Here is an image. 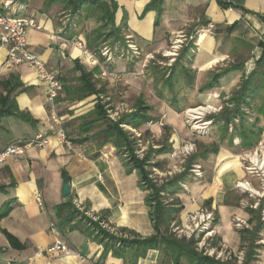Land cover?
Masks as SVG:
<instances>
[{
	"label": "crops",
	"instance_id": "obj_1",
	"mask_svg": "<svg viewBox=\"0 0 264 264\" xmlns=\"http://www.w3.org/2000/svg\"><path fill=\"white\" fill-rule=\"evenodd\" d=\"M7 1L0 0V5ZM13 1L16 3L13 9L16 13L20 11V17L35 16L40 23L39 29L29 30L28 43L31 51L42 57L48 70L60 76L63 89L58 99V118L70 145L56 138L58 125L51 117L37 71L27 65L10 64L7 48L0 44V109L1 102L7 99L6 107L15 103L19 113L26 116V121L17 117L2 120L0 153L18 140H33L38 135L50 139L48 145L29 148L25 157L9 158L0 165V264H170L156 250L149 251L137 263L129 252L124 254L117 250L121 256L114 255L117 251L108 248L110 242L98 237L97 232H88L90 225L83 218L76 216L61 224L57 212L58 207L74 204L77 200L86 211L108 226L106 229L100 226L103 230L117 238L144 240L156 235L151 209L146 204L148 193L139 185L138 172L130 171L119 156V150L106 133V122L96 120L99 104L96 97L106 96L107 89L112 91L114 83H129V77L139 67L125 59L114 65L105 62L88 64L76 47H65L53 41V36L60 31V18L66 12L61 4L45 7L43 0ZM102 1L115 5V27L121 29L122 43L127 40L124 36L132 37L140 54L167 50L168 40L185 31L194 29L196 38L201 29L210 24L215 27L213 35H200L197 48L189 49L188 58L181 60L179 65L196 73L195 86H200L202 93L191 92L194 90L193 79L187 75L181 78L179 69L174 79V92L169 87L170 81L164 85L166 96L161 95L162 104L155 107L163 123L146 130L154 139L149 147L157 150L163 147L165 127L171 131L169 145L172 150L192 140L181 114L183 102L190 96H199L201 101L212 102L214 106L232 102L264 53V0H160L149 12L146 8L154 0ZM82 20L81 14L79 28ZM111 38L113 45L116 39ZM74 39L86 41L80 29ZM77 63L91 71L97 88L103 87L104 92L83 100L68 97L69 91L78 86L77 79L81 76ZM216 70L227 74L213 88H207L217 75L212 74ZM104 71H114L123 80L103 77ZM253 81L259 87L257 98L250 100V106L255 110L251 113L245 111L251 122L260 119L262 140L264 113H258L257 108L263 104L264 79L259 77ZM5 82H18L20 86L9 93L11 85L5 89ZM172 102H177L179 109ZM88 122L93 124L89 132L83 133V123ZM234 122L238 124V118ZM151 123L154 124L153 121ZM222 123L217 140L214 138L205 143L216 145L218 151L206 154L194 164L202 167V177L196 178L191 173L189 180L181 185L184 189L176 194L183 207L178 223L186 228L190 216L199 212L213 214L215 220L210 236L216 238L224 251L236 253L241 250L240 231L250 227V220L256 213L236 186L238 182L251 180L247 177L243 157L252 149L243 148L240 139L231 141L229 136L224 137ZM171 151L152 159L153 163L161 162L165 166L164 172L168 171L169 159L157 157H166ZM252 182L256 184L255 180ZM66 184L71 187L67 198L63 195ZM39 192L42 193L44 207L37 204ZM67 211L62 212V216ZM53 222L57 223L59 234L51 230ZM238 224H241L240 228ZM261 236L264 241V230ZM58 240L65 242L74 253L45 252ZM259 254V263L264 264V250Z\"/></svg>",
	"mask_w": 264,
	"mask_h": 264
},
{
	"label": "trees",
	"instance_id": "obj_2",
	"mask_svg": "<svg viewBox=\"0 0 264 264\" xmlns=\"http://www.w3.org/2000/svg\"><path fill=\"white\" fill-rule=\"evenodd\" d=\"M19 1L25 2L27 0ZM158 1L160 0H154L150 5H148L146 8V12H149ZM58 3L63 6L66 12H70V14H72L73 18L69 25L70 30L66 32L70 39H74L75 36L78 34L81 9L84 6L95 8L97 11H99L98 21L103 27L110 26L111 31L108 33V36H113L116 39L113 44L116 54L115 61L117 62L120 59H125L121 57V52L123 51V49H119V47L123 46V43L121 40V29L115 27V5H110L102 0H44L45 7H51L52 5ZM19 14L20 11H17V16H19ZM203 29H201L199 33H202ZM106 35L98 34V36L93 39L88 37L89 47L94 49L100 44V41H102ZM116 50H118V52ZM188 56L189 50L185 51L182 54L181 60H183L184 58H188ZM111 64L113 63H109V65ZM76 68L77 70L81 71V76L78 79V86L75 89H71V91H69V98L83 100L89 96L99 95L104 92L103 89L100 90L97 88L92 73L87 72L83 66L79 65V63H77ZM226 74V72H222L215 75L212 82H210L207 88H213L216 83L219 82L220 79L226 76ZM175 76L176 70L170 75L168 80L170 81L169 87L172 92H174L175 88ZM259 77H263L264 79V53L262 54L261 58L257 61L256 69L251 73L247 82L243 83L241 91L238 92L232 99L234 109L232 113L224 119V122L221 125V130L224 137L229 136L231 138V141L236 138L240 139L242 142L241 145L245 149L256 148L261 140L260 134L262 132V129L259 127L260 119L256 118L254 121L251 122L250 115L245 111V109L251 108L250 100L257 98V89H259V87L256 85V82L254 83L253 80H256ZM12 79V82H14L15 77H13ZM12 82L3 83L5 89H8V87L11 85L9 93H12L15 89L20 86L18 82H15V84H12ZM7 103V99L1 102L2 107L0 109V124L3 119L8 117H17L23 121H26V116L22 113H19L17 107L15 106V103H12L10 107H6ZM172 105L176 109H179V105L177 102H172ZM138 112L139 110H137V112L133 113L132 115H126L121 118L118 123H114L108 118V113L105 110V107L101 104H98L96 107V120H103L104 122H106V133L109 139L114 142V145L119 150V156L124 160L125 165L130 168V171L135 170L138 172L140 177L139 185L144 191L148 193L146 197V204L151 209L150 216L154 224L156 235L144 240H118L117 237L103 230L100 227L99 223L88 220L83 213L77 210L76 206L73 203H66L58 207L57 212L61 224L68 223L73 220L76 216H80L86 222L93 225V227L88 228V232H92L93 234L98 232V237L103 238L104 241L108 240V242H110L108 244V248H113V250H118L119 252H122L124 254L129 252V254L133 256L132 260L135 263H137L139 259L145 258L149 251L156 250L161 252L163 258L167 260L170 264H222L210 257H205L197 253L193 249V247L196 245V241L194 238H192L189 242H186L184 240H174L167 237V235L163 232V227L169 225L172 220H176L174 215H179L183 210V207H181L179 200L177 201L176 207L174 206V208H170V206L167 207L166 205H164L163 196L176 195L181 190V185L189 180L191 174L190 170L192 166L199 159L203 158L206 154L217 152V146L201 145L197 155H191L186 160L184 170L181 173L173 176V178L167 180V182L158 187V185L154 183L153 180L150 178L151 174L147 171L146 168L151 167L153 169H160L162 172L166 170L165 166L161 162L152 163V159L157 155L166 154L172 150L169 145L171 131L169 128L165 127L164 129L166 135L163 140V147L157 150L150 146L145 157L141 159L137 154L139 139L137 141L131 140L128 133L124 131L121 127V125H128L134 129H140L142 125L149 122V117L145 115L141 116ZM257 112L264 113V104L257 108ZM236 117L239 120L238 124H235L234 122V119H237ZM230 121H232L234 124V129L231 134L228 131ZM93 122L83 123L84 129H82L81 131L83 133L89 132V127L91 124H93ZM146 134L149 135L150 133L146 131L145 135ZM64 211H67V214L65 216H62V212ZM254 222H256V225L252 231H240L242 240L240 248L241 250L245 248L246 242H252L248 248L245 257L246 264H249L255 259L254 255L256 254V249H258V246L255 242L259 238L260 233H262V231L264 230V223H261L260 221L257 222V219L254 218L250 220L251 224H253ZM215 240L216 239L213 238V240L211 241L213 243L212 246H215ZM116 243H120L122 244V246L118 248L116 246ZM118 251L114 252L113 254L121 256Z\"/></svg>",
	"mask_w": 264,
	"mask_h": 264
},
{
	"label": "rangeland",
	"instance_id": "obj_3",
	"mask_svg": "<svg viewBox=\"0 0 264 264\" xmlns=\"http://www.w3.org/2000/svg\"><path fill=\"white\" fill-rule=\"evenodd\" d=\"M11 2L12 3L10 4L9 8L14 7L16 4L15 1L13 0H11ZM81 14L83 20L79 28L80 33L84 34L86 40L84 42L89 49V53L98 61L96 64H93L92 62L89 61L87 63L91 65H97L104 62L106 63L107 61L109 62L111 61V63H113L112 65H114L116 61L113 62L114 59L112 52L114 53L115 49L112 45L113 43L112 38L108 36L109 35L108 33L111 31V27L110 26L103 27L101 23L98 22L99 11H97L95 8L84 6L81 9ZM66 18H69V22H70L73 18L72 14H70V12L63 13L60 18L61 23L62 21H67ZM98 34L101 35L107 34V35L103 38L102 41H100V44L98 46L92 49L89 47V43H88L89 39H87L86 35H89L88 37L93 39L97 37ZM125 37L126 36H124V39H130ZM199 40H200V33H198L197 37L194 38V29H192L190 31H185L184 33L177 34L176 36L170 38L168 40L167 50L160 53L139 54L136 51L137 49H132L130 47V44L128 42H131L132 40H125L123 46L119 47V49H123V53L124 54L126 53V55L128 56V58L127 57L125 58L126 62L132 63L133 66L135 65L138 66L139 70H136V72L129 77L128 80L129 83H125L123 81L117 84L116 83L112 84L113 87L112 91L110 89H107L108 94L106 96L96 97V101L105 107V110L107 111L110 120L113 121L114 123L116 122L118 123L121 120V118H123L126 115H132L133 113L137 112V110H139L138 113H140L141 116L145 115L150 118L149 122L142 125L140 129H133L128 125H121L123 130L128 133L131 140L137 141L139 139L138 153L140 154V156L139 155L138 156L141 159L145 157L148 151V147L150 145L149 143H152L154 141V139L152 138L153 136L152 134L145 135L147 128L153 125H159L163 123L161 118L157 115V112L155 111V107L162 104V101H160L161 95L166 96L165 94L167 93V88L164 87V85L166 82H168L170 75L175 70L179 69V76H181V78L187 75L188 78L193 79L192 89L194 90L191 92L194 93L195 91L197 93H202V89H199L200 86L198 87L195 86L196 73L179 66L181 62L182 54L189 49L197 48V46L200 43ZM134 45L138 47L136 42H131V46ZM116 51L118 52V50ZM216 72H218V70H216L215 73L212 74L221 73V71H219L218 73ZM122 80L123 78L120 81ZM99 89L102 90L103 87ZM179 91H180V86L177 87V92ZM204 91H206V88L203 89V92ZM262 100H263L262 103L264 104V99ZM182 107H183L182 108L183 111H181V114L183 117L184 125L186 131L189 132L192 140L186 144H182L180 147L177 146V149L172 150L170 154L166 155V157H162V156L157 157V159L158 158L169 159L168 167H167L168 171L162 172L160 169L153 170V168L151 167L146 168L147 171L151 174L150 178L153 180L154 183L158 185V187L163 185L165 182H167V180L173 178V176L181 173L184 170L185 162L190 156L188 157L184 156L179 149H182L186 145L194 144L195 149L194 152L191 154L194 155L195 153H197L198 150H200L201 145H205L206 142L207 143L211 142L214 138H215L214 140H217L219 135L218 131L220 124L224 122V119L232 113L234 109V104L233 102H229L226 103L225 106H221V105L214 106L212 102L201 101L199 96L194 98L190 96L186 102L182 103ZM196 109L206 110L204 117H201V120H198V123L200 124L197 125L198 127L197 129H195L193 126L194 121L191 122L190 124L187 123L189 113L192 110H196ZM246 110L247 112L251 113L255 110V108L254 109L247 108ZM151 120H153L154 124L151 123L152 122ZM233 127L234 124L232 121H230L228 126V131L230 134L234 129ZM175 152H177L176 155H174ZM254 152L255 149H252L249 152L245 153L243 157L245 171H246V167L249 166V163H247L248 159L246 156L253 155ZM194 166L195 165L192 166L191 170L193 169ZM191 170L190 173H192ZM193 175L196 177L195 174ZM247 177L251 180L249 181L246 180V181L249 182L253 188L259 191L262 190L263 185L260 178L250 174H247ZM252 180H255L256 184L253 183ZM181 189L184 188L181 186ZM241 191L243 197L248 201L249 206H251L252 209L256 210V213L254 214L253 218L257 219V222L260 221L261 223H263L264 198H260L256 196L254 197L250 194L248 190H241ZM177 201L178 198L176 197V195L163 196V203L167 207L169 206L170 208H174V206L176 207ZM174 216L176 220H172V222L169 225L163 227V232L167 235V237L174 240L175 239L184 240L186 242H189L192 238H194L196 241V245L193 247V249L200 255H203L205 257H210L222 264H240L239 257L242 256L243 258L242 264H246L245 257L248 248L252 242H246L245 248H243V250L237 251L236 253H231L230 251H224L223 247L219 246L217 240H215L214 242L215 246H212L213 243L211 241L213 240V238L212 236H209V234L205 235L207 233L203 232L198 237L193 236L189 238L188 236H186L187 230L183 227L182 224L178 223V215H174ZM88 225H90V228L93 227V225L91 224ZM255 225L256 222L254 224L249 225L250 227L245 228L244 230L252 231L255 228ZM209 230L213 231V226H211ZM261 234L262 233H260L259 238L255 242L256 245L258 246V249H256L257 250L256 254L254 255L255 259L251 261L249 264H260L259 251L264 250L263 248L264 241L262 240ZM117 239L126 240L120 238ZM116 246L121 247L122 244L116 243Z\"/></svg>",
	"mask_w": 264,
	"mask_h": 264
},
{
	"label": "built area",
	"instance_id": "obj_4",
	"mask_svg": "<svg viewBox=\"0 0 264 264\" xmlns=\"http://www.w3.org/2000/svg\"><path fill=\"white\" fill-rule=\"evenodd\" d=\"M11 0L5 2L0 5V44L7 48V61L15 66L27 65L29 67L34 68L38 75L39 79L45 89L46 101L49 106V111L51 113L52 119L58 125V131L56 133V138L64 143L70 145V141L67 137V133L64 130L60 119L58 118V99L60 93L63 89L62 81L58 73L52 72L48 70L46 63L43 61L42 57L31 51L28 43V32L31 29H39L40 23L37 21L35 16H26L20 17L17 16V13L13 9V7L9 8L11 4ZM67 21H62L60 31L58 34L53 36V41L55 43H60L65 47H76L82 53V56L86 61L92 62L96 64L98 61L95 59L90 53L87 45L81 40L70 39L68 34L66 33L70 29L69 18H66ZM215 31L214 25L210 24L205 29L202 30L201 34L205 35H213ZM132 40V37H127ZM132 42V41H131ZM132 49H137L136 51L140 54L139 48L137 46H131ZM107 50V49H106ZM176 50V49H175ZM106 54V53H105ZM129 54V53H128ZM113 59L115 62L116 55L113 53ZM122 58H128L126 53L121 52ZM106 63H111V61H107ZM103 77L112 78L116 81H120L121 77L118 73L114 71H104L102 73ZM205 114V113H204ZM201 117L204 115H196L192 116L190 113L188 115L187 123H191L194 121V128L197 129L198 120H201ZM50 139L45 137L44 135H38L33 140H18L10 145H8L1 153H0V165H3L9 158H20L25 157L26 152L29 148L34 146H45L48 145ZM195 146L194 144L186 145L182 149H179L181 153L188 157L194 152ZM140 156V154L137 152ZM177 152L174 153L176 155ZM249 166L246 167L247 174L256 176L261 179L262 182V190H257L251 186V184L247 181H241L237 183V188L240 190H248L252 196L264 198V139H262L257 147L255 148V152L253 155H247ZM193 174L196 175V178H201L202 167L199 165H195L191 170ZM247 186V187H246ZM37 204L40 207H44V200L42 193H38L36 197ZM74 205L77 210L83 213L88 219L93 222L100 223V226L104 229L108 228V226L104 222H100L97 220L89 211H86L85 208L76 200L74 201ZM214 216L211 213L207 212H199L190 216L188 223L186 224V236L189 238L196 236L198 237L200 234L207 233L205 235L210 236L212 231L209 230L214 223ZM239 228L240 224L237 225ZM51 230L57 234H59L58 226L56 222H53L51 225ZM114 232V231H112ZM184 232V231H183ZM213 238V237H212ZM47 253L54 254L58 253L61 255H70L73 254V250L62 240L56 241L53 245L46 249ZM211 254V253H210ZM42 255V252L39 253ZM243 258L239 257V263L242 264Z\"/></svg>",
	"mask_w": 264,
	"mask_h": 264
},
{
	"label": "water",
	"instance_id": "obj_5",
	"mask_svg": "<svg viewBox=\"0 0 264 264\" xmlns=\"http://www.w3.org/2000/svg\"><path fill=\"white\" fill-rule=\"evenodd\" d=\"M70 194H71V187H70L69 184H66V185L64 186L63 195H64L65 198H67V197L70 196Z\"/></svg>",
	"mask_w": 264,
	"mask_h": 264
},
{
	"label": "bare ground",
	"instance_id": "obj_6",
	"mask_svg": "<svg viewBox=\"0 0 264 264\" xmlns=\"http://www.w3.org/2000/svg\"><path fill=\"white\" fill-rule=\"evenodd\" d=\"M205 112H206L205 109H196V110H192V111L190 112V114H191L192 116H196V115H204ZM246 187H247V186H246Z\"/></svg>",
	"mask_w": 264,
	"mask_h": 264
}]
</instances>
